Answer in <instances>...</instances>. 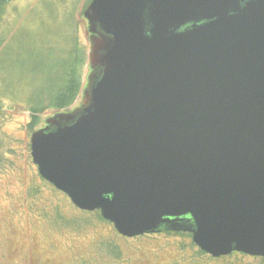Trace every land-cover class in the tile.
Listing matches in <instances>:
<instances>
[{"label": "water", "instance_id": "obj_1", "mask_svg": "<svg viewBox=\"0 0 264 264\" xmlns=\"http://www.w3.org/2000/svg\"><path fill=\"white\" fill-rule=\"evenodd\" d=\"M78 108L30 137L39 176L123 237L264 258V0H91Z\"/></svg>", "mask_w": 264, "mask_h": 264}, {"label": "rangeland", "instance_id": "obj_2", "mask_svg": "<svg viewBox=\"0 0 264 264\" xmlns=\"http://www.w3.org/2000/svg\"><path fill=\"white\" fill-rule=\"evenodd\" d=\"M90 2L15 0L4 6L0 16V41H4L0 45V264H124L137 255V260L152 259L150 251L161 261L183 257L186 264H195L192 260L200 262L201 253L194 252L184 235L157 236L150 240L154 247L143 243L140 252L123 256L125 247H116L117 234L106 222L95 213L76 209L65 195L37 178L30 156L32 133L42 128L54 112H70L81 104L90 52L88 25L82 14ZM49 9L60 18L63 16L61 24H51ZM72 16V32L76 36L73 42L65 33L70 27L66 18ZM67 32L71 36V31ZM61 34L69 40L62 42V46ZM63 49L85 58L80 75L82 89L71 106L58 112L39 113L33 124L25 104L37 105L38 87H46L49 79L61 71L57 57H63ZM37 57H41L39 61ZM42 61L45 66L39 68ZM7 72L12 74L10 80L5 79ZM165 243L171 244L165 249L168 254L159 250ZM107 247L112 254L119 250L117 260H113L115 255H106ZM241 259L245 264H264V260L258 262L246 256ZM203 260L208 262L204 257Z\"/></svg>", "mask_w": 264, "mask_h": 264}, {"label": "trees", "instance_id": "obj_3", "mask_svg": "<svg viewBox=\"0 0 264 264\" xmlns=\"http://www.w3.org/2000/svg\"><path fill=\"white\" fill-rule=\"evenodd\" d=\"M12 1H15V0H0V16L2 14V11H4V6H6L9 2H12ZM48 11H49V17H50V21L52 25L54 23H57V25H59L61 24V22H63V16L60 18L56 12H53L52 9H49ZM74 13L75 11L73 9V16H74ZM73 16L66 18V24L69 25L70 27L65 30L67 37L68 36L71 37L70 38L71 42H73L76 37V36L74 37V32H72L73 30L72 25L74 24V20H72L74 18ZM53 29L54 31L59 32L58 28H53ZM23 30L24 28H21L19 31L22 32ZM67 31H71V36L68 34ZM60 33H62L61 30H60ZM2 41H0V45H2ZM62 42L64 43L69 42V40L65 38L64 34L62 35V38L59 41L61 46H62ZM61 53L63 54V57L61 56L57 57L60 63L59 65H57V68L59 69L61 68V71H57L55 76H52V78L49 79L46 87H38V90H39V95L37 97L38 101L35 103L37 105L25 104L26 108L28 109V111L33 117L32 118L34 121L33 124L35 123V119H36L35 117L39 113H42L46 110H51V111L53 110V111L58 112V111H61L62 109H66L69 106H71L74 100L76 99L80 89H82L80 86V75H81L83 62L85 61L84 56L80 57L79 53L70 52L64 49L62 50ZM0 57H1V54H0ZM40 58L41 57H37V60L39 61ZM43 63L44 61L41 62V66L39 68L41 67L44 68L45 65L42 66ZM49 63L51 64V62ZM48 67H52V66L48 65ZM9 75H12V74L10 72H7L5 74L6 80L11 79ZM49 76H50V73H48V78ZM35 92L37 91L35 90ZM31 126L32 124H30L29 127Z\"/></svg>", "mask_w": 264, "mask_h": 264}, {"label": "flooded vegetation", "instance_id": "obj_4", "mask_svg": "<svg viewBox=\"0 0 264 264\" xmlns=\"http://www.w3.org/2000/svg\"><path fill=\"white\" fill-rule=\"evenodd\" d=\"M50 188L52 190L56 191L55 189H53L51 186ZM93 214V213H92ZM97 214V213H95ZM110 226V228L112 230L113 226L111 224H108ZM115 232V231H114ZM116 233V232H115ZM117 234V233H116ZM174 235H184L185 237H188L191 247H194V252L196 253H201V261L200 262H195V260H192L193 263L195 264H208L209 262H219L217 264H234L235 262L238 264H245L244 260L241 259V257H243V255L241 253H231L227 256H223V257H219V258H213L210 257L207 254L202 253L193 243L191 240V236L188 234H184V233H178V232H172V231H161L159 233H152V234H144L141 236H136V237H123L119 234H117V237H115V245L116 247L120 248L125 247V252L122 253V255L124 256V254H127L129 256H133L134 254H136L138 251H141V245L143 243H146V245L150 246V247H154L153 246V241H150L152 239H156L157 236H163V237H173ZM137 242V243H136ZM171 244L169 243H165L162 248H160L159 250L161 251H165V254H168L169 251H166V247H170ZM106 249V255H115L113 260H117V252L119 250L115 249V253L112 254V249H109V247L105 248ZM158 250V251H159ZM151 255H152V259H147L146 257H142L141 260H137V256L133 257L129 262H126L124 264H158V261H161V259H158L159 256H155L154 252L150 251ZM203 257L205 259L208 260V262H205V260H203ZM256 261L258 260H264V259H255ZM122 261V260H121ZM259 262V261H258ZM160 264H186L185 260L183 257H181L180 259L176 260V261H172L170 262V260H165V261H161Z\"/></svg>", "mask_w": 264, "mask_h": 264}]
</instances>
